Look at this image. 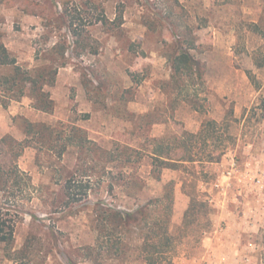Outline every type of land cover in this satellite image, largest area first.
<instances>
[{"label":"rangeland","instance_id":"1","mask_svg":"<svg viewBox=\"0 0 264 264\" xmlns=\"http://www.w3.org/2000/svg\"><path fill=\"white\" fill-rule=\"evenodd\" d=\"M103 14L122 16L121 26L101 24ZM173 21L194 28L191 53L202 79L171 80ZM252 22L260 27L253 30ZM0 42L28 68L48 64L56 42L68 47L54 86L45 87L52 113L35 109L28 96L0 106V138L19 143L13 156L0 142V163L18 168L0 190L1 217L15 230L12 247L0 243V264H71L67 258L95 264L84 246L95 241L98 204L133 207L160 195L171 179L172 224L180 236L175 264H264V0H0ZM208 120L218 124L207 141L198 140V158L225 153L214 162L166 168L156 180L153 138L196 132ZM27 121L54 127L47 133L56 148L35 133L26 139ZM73 125L86 130L88 141L60 156ZM123 146L139 151V159L119 160ZM70 172L90 181L79 200L63 192ZM133 173L146 182L143 190L129 187ZM188 192L208 201V227L203 219L180 229Z\"/></svg>","mask_w":264,"mask_h":264},{"label":"trees","instance_id":"2","mask_svg":"<svg viewBox=\"0 0 264 264\" xmlns=\"http://www.w3.org/2000/svg\"><path fill=\"white\" fill-rule=\"evenodd\" d=\"M62 1V0H61ZM65 3V1H63ZM27 13L44 15V10H25ZM172 14V13H171ZM50 20V17H48ZM101 24L114 25L119 28L122 24V16H117L110 20L104 14L98 19ZM148 27V23H144ZM253 30H257L260 25L252 22L250 24ZM172 34L175 45L168 61L171 68V80L178 84L182 79L203 78V72L200 70L199 62L191 53L195 48L198 36L190 24L171 23ZM133 44L135 42H132ZM67 46L63 42H56L49 53L50 62L48 64L28 68L20 64L17 57L0 42V106L7 107L13 100H19L28 96L33 101V107L39 111L52 113L55 107L50 92L45 87H52L56 82V77L60 67L65 66L67 62ZM9 69V72H4ZM215 120L206 121L196 132L183 131L181 134L164 135L159 138H153L154 148L151 151V175L156 180H161V173L164 169H179L184 163L196 162H214L219 155L225 153L223 150L219 155L215 152H208L201 158H198L196 147L198 140L207 141L210 137L211 128H216ZM45 130V131H44ZM54 131V127L44 123H33L27 121L25 134L31 133L39 135L37 141L47 145L50 148H56L50 141V135L47 132ZM71 138L65 140L58 148V154L62 156L68 147H83L88 141L86 130L80 126H71ZM63 139L58 136L56 140ZM0 142L7 144L9 151L13 156L18 154L14 152V147L19 144L11 136L0 138ZM21 144V143H20ZM30 146L28 141L22 147ZM119 160L124 164L133 163L138 158L139 151L130 146H123L119 149ZM17 164H11L6 168V164L0 163V190H5L9 181L13 177H18ZM134 174V173H133ZM76 172H70L67 175L64 185V195L68 198L79 200L78 195H87L90 189L89 179L76 178ZM17 179V178H16ZM130 188L141 191L145 188L146 182L136 173L132 175ZM112 187V186H111ZM110 187V188H111ZM80 188V190H76ZM80 191V192H79ZM176 182L171 179L162 186V193L158 196L148 197L144 201H137L135 206L122 209L114 204L102 201L94 209V230L96 231L93 244L84 246L87 259L95 264H104L107 260H118L120 264L132 262H141V264H175V256L179 245V234L174 232L172 217L175 205ZM189 193V203L184 211L180 229L187 231L193 224L199 223L203 219L205 227L210 224L211 208L207 200L200 197L196 192ZM127 194H131L127 191ZM14 226L9 225L0 214V243L5 247H12L14 243ZM26 248V247H24ZM22 251V250H20ZM19 253V252H18ZM22 253V252H21ZM25 257L12 256L11 259H20ZM71 264L73 260L67 258Z\"/></svg>","mask_w":264,"mask_h":264},{"label":"crops","instance_id":"3","mask_svg":"<svg viewBox=\"0 0 264 264\" xmlns=\"http://www.w3.org/2000/svg\"><path fill=\"white\" fill-rule=\"evenodd\" d=\"M58 75V74H57ZM39 111V110H38ZM40 112H43V111H40ZM43 113H46V112H43Z\"/></svg>","mask_w":264,"mask_h":264}]
</instances>
